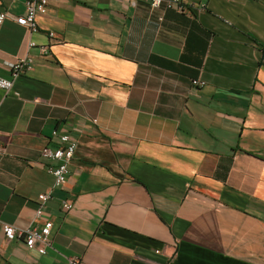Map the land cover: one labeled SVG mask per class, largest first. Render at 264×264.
I'll use <instances>...</instances> for the list:
<instances>
[{"label": "crops", "instance_id": "1", "mask_svg": "<svg viewBox=\"0 0 264 264\" xmlns=\"http://www.w3.org/2000/svg\"><path fill=\"white\" fill-rule=\"evenodd\" d=\"M182 1L47 0L37 33L4 22L0 77L32 62L18 97L0 90V264H264V0ZM54 131L77 142L61 189L40 156ZM44 193L41 256L2 227L40 225Z\"/></svg>", "mask_w": 264, "mask_h": 264}, {"label": "built area", "instance_id": "2", "mask_svg": "<svg viewBox=\"0 0 264 264\" xmlns=\"http://www.w3.org/2000/svg\"><path fill=\"white\" fill-rule=\"evenodd\" d=\"M136 4L139 0H128ZM152 10H175L180 13L185 12L184 2L182 0H144ZM47 0H26L24 14L14 16L7 12L0 13V29L6 20H12L17 25L23 27L28 33H37L39 26L36 18L38 15H44L47 11ZM162 21V18H159ZM53 37V34L49 35ZM29 44L28 47H33ZM45 49H42V53ZM31 60L27 57L19 58L10 66V77H0V90L6 93L13 92L15 97L18 93L13 91L14 80L20 76V72L28 70L31 67ZM192 85L202 88L203 82L194 80ZM95 122V121H94ZM53 137L57 138L58 144L55 147L45 146L40 151L42 160L48 163L45 169L48 174L53 177V189H61L67 182L69 174V165L73 160L77 149L76 140L72 139L68 134L53 132ZM0 152L3 148L0 147ZM51 199L50 193L40 194L38 196L37 208L35 210V221L43 220L46 204ZM62 207L65 210H71V202H62ZM53 228V223L50 220H43L40 225H29L25 228H16L12 225H3V233L7 242L22 240L27 249L35 251L43 256L47 250L51 248L50 234ZM70 264H76L70 262Z\"/></svg>", "mask_w": 264, "mask_h": 264}]
</instances>
